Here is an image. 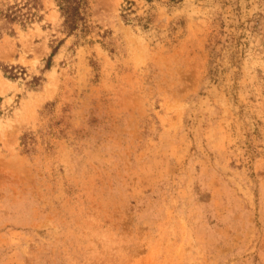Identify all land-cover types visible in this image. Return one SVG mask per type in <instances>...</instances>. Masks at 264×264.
Wrapping results in <instances>:
<instances>
[{
	"label": "rangeland",
	"instance_id": "1",
	"mask_svg": "<svg viewBox=\"0 0 264 264\" xmlns=\"http://www.w3.org/2000/svg\"><path fill=\"white\" fill-rule=\"evenodd\" d=\"M58 1L0 0V264H264V0Z\"/></svg>",
	"mask_w": 264,
	"mask_h": 264
},
{
	"label": "trees",
	"instance_id": "2",
	"mask_svg": "<svg viewBox=\"0 0 264 264\" xmlns=\"http://www.w3.org/2000/svg\"><path fill=\"white\" fill-rule=\"evenodd\" d=\"M87 0H59L58 9L63 18V27L67 34H72L78 29L85 27V17L87 13ZM133 4L126 2L122 10V18L125 22H130L129 16L132 13ZM37 0H24L22 4L9 6L2 14V18L8 22L24 21L36 16L40 9Z\"/></svg>",
	"mask_w": 264,
	"mask_h": 264
}]
</instances>
